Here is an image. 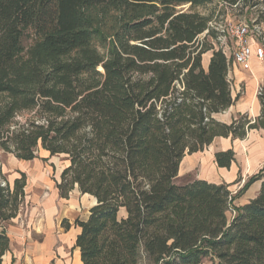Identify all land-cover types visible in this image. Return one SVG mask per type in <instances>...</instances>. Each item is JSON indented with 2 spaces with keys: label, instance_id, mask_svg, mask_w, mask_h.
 <instances>
[{
  "label": "trees",
  "instance_id": "1",
  "mask_svg": "<svg viewBox=\"0 0 264 264\" xmlns=\"http://www.w3.org/2000/svg\"><path fill=\"white\" fill-rule=\"evenodd\" d=\"M220 1L254 9L264 24V0ZM211 2L0 0V152L19 160L37 157L39 147L63 155L60 196L76 185L95 198L87 218L74 220L81 264H264V167L241 189L260 181L256 196L230 220L228 184L173 181L182 157L215 137L264 130V91L257 117L214 118L237 96L230 59L213 46L211 16L196 10ZM26 28L38 40L24 55ZM23 112L32 116L14 122ZM233 161L232 149L214 153L217 167ZM2 180L6 221L23 200L25 175L10 188L0 163ZM8 241L0 232V263Z\"/></svg>",
  "mask_w": 264,
  "mask_h": 264
},
{
  "label": "crops",
  "instance_id": "2",
  "mask_svg": "<svg viewBox=\"0 0 264 264\" xmlns=\"http://www.w3.org/2000/svg\"><path fill=\"white\" fill-rule=\"evenodd\" d=\"M212 51H206L201 56V65L207 68ZM231 96H237L234 104L226 110L214 115V118L224 123H230L233 117L247 113L255 118L260 113V103L257 98V87L264 85V63L255 57L251 58L250 69L244 70L232 64L228 68ZM244 143V145H243ZM245 146V152L241 147ZM232 149L235 161L229 168L217 167L214 153ZM43 150V149H42ZM40 158L19 160L7 153L6 161L1 163V171L10 188L15 179L25 175L23 200L16 215L6 221H0V232L8 237V250L3 254L0 264H81L79 248L75 239L79 227L74 220H85L90 208L95 204V198L87 193H81L76 185L67 197H61L56 184L60 180L61 168L52 172L53 162L42 158L48 157V152ZM66 165L68 161L65 160ZM264 167V130L251 129L244 139L230 137H215L201 151L185 154L178 165L174 183L186 184L195 179L206 180L214 184H231L239 176L247 177L245 173L255 174ZM191 177L184 183L176 179ZM260 181L253 182L244 194L236 201L240 206L254 198L259 190ZM230 190V185L228 186ZM68 224L66 228L62 222Z\"/></svg>",
  "mask_w": 264,
  "mask_h": 264
},
{
  "label": "rangeland",
  "instance_id": "3",
  "mask_svg": "<svg viewBox=\"0 0 264 264\" xmlns=\"http://www.w3.org/2000/svg\"><path fill=\"white\" fill-rule=\"evenodd\" d=\"M177 9L186 11L188 9V5H181L178 6ZM196 10L203 14H209L211 16V19L215 22H243L248 24L249 28L253 32H257L259 30L258 27H254L253 21L255 20L258 16L257 12L254 9L248 10V9H243L238 6L236 8H230L228 6H225L220 0H212L211 3H208L204 6L197 7ZM262 24L261 22L258 23V26ZM38 40L36 37L34 31L31 28H26L23 31L22 34V45L24 48V55L30 50V48L34 45V43ZM100 51H104L103 48H100ZM32 115L27 112L19 113L15 116L14 122H24L28 118H30ZM244 145V143H243ZM242 152H245V146L241 147ZM37 158H40L43 154V150L39 147L36 151ZM46 158H42L43 162H45L47 159H50L53 164L52 166V172L57 173V170L63 168L66 166L65 162V157L63 155H53L49 156ZM7 153L0 152V159L2 161H6ZM246 174V178L243 176H239V179L236 178L230 185V193H231V202H230V210L227 211V218L230 220L232 216L234 215L233 212L235 211L234 208L237 207L235 206L236 201H239L238 199L241 197V195L244 194V191L241 192V189L244 185V183L248 180V178L252 174ZM191 177H186V178H180L176 179V181L179 183H184L188 180H190ZM119 215H122V212L119 213ZM201 264H216L214 260L205 258Z\"/></svg>",
  "mask_w": 264,
  "mask_h": 264
},
{
  "label": "built area",
  "instance_id": "4",
  "mask_svg": "<svg viewBox=\"0 0 264 264\" xmlns=\"http://www.w3.org/2000/svg\"><path fill=\"white\" fill-rule=\"evenodd\" d=\"M253 24L254 27L259 28L257 32L251 31L248 24L243 22H215L212 19L208 22V27L216 32L213 46L215 49H220L230 59V66L234 64L244 70H249L252 57L264 63V24L258 26L255 20ZM206 32L207 29L198 36L199 40ZM227 79L230 81L228 72ZM262 91H264V85L260 84L256 90L257 95ZM4 184L5 181H0V185ZM228 210H230V204Z\"/></svg>",
  "mask_w": 264,
  "mask_h": 264
}]
</instances>
